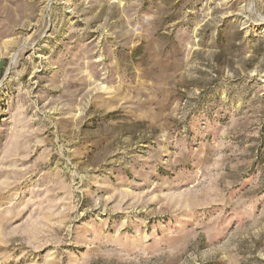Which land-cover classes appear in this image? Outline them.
<instances>
[{
	"label": "rangeland",
	"instance_id": "obj_1",
	"mask_svg": "<svg viewBox=\"0 0 264 264\" xmlns=\"http://www.w3.org/2000/svg\"><path fill=\"white\" fill-rule=\"evenodd\" d=\"M0 264H264V0H0Z\"/></svg>",
	"mask_w": 264,
	"mask_h": 264
}]
</instances>
